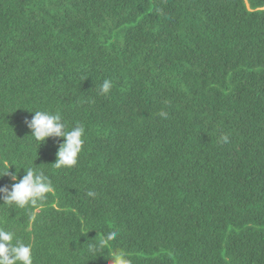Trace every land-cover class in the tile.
Instances as JSON below:
<instances>
[{"label": "trees", "instance_id": "obj_1", "mask_svg": "<svg viewBox=\"0 0 264 264\" xmlns=\"http://www.w3.org/2000/svg\"><path fill=\"white\" fill-rule=\"evenodd\" d=\"M44 110L85 127L75 166L31 137ZM4 161L54 187L0 206L33 264H264V0H0Z\"/></svg>", "mask_w": 264, "mask_h": 264}, {"label": "clouds", "instance_id": "obj_2", "mask_svg": "<svg viewBox=\"0 0 264 264\" xmlns=\"http://www.w3.org/2000/svg\"><path fill=\"white\" fill-rule=\"evenodd\" d=\"M113 82L105 79L100 85L101 95L110 93ZM32 113L31 119H25V125L31 132V137L37 146L44 143L49 137L60 138L61 142L56 151V160L53 165L56 168H71L78 162V156L84 144L85 127L82 124H75L69 128L63 121L60 112L29 111ZM162 117L167 113L161 112ZM221 139L226 143L227 136ZM3 171H0V178L10 176L11 186H0V206H7L9 209L37 208L48 198V194L54 192L51 180L45 172L37 167L31 166L24 170V175L18 178L16 171L9 173V168L13 165L2 162ZM87 195L94 196L93 192ZM34 218V214H33ZM118 233L115 230L101 234L98 241L89 245L88 250L93 254L104 252L112 246V242L117 239ZM111 264H131V260L123 250L113 248L109 257ZM0 264H33L32 245L25 243L17 237L14 231L0 227Z\"/></svg>", "mask_w": 264, "mask_h": 264}, {"label": "bare ground", "instance_id": "obj_3", "mask_svg": "<svg viewBox=\"0 0 264 264\" xmlns=\"http://www.w3.org/2000/svg\"><path fill=\"white\" fill-rule=\"evenodd\" d=\"M199 151V150H198Z\"/></svg>", "mask_w": 264, "mask_h": 264}]
</instances>
